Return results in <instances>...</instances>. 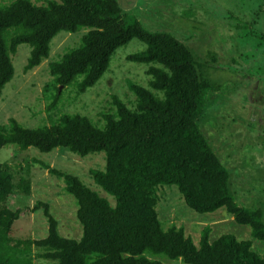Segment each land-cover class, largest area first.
<instances>
[{"label":"trees","instance_id":"obj_1","mask_svg":"<svg viewBox=\"0 0 264 264\" xmlns=\"http://www.w3.org/2000/svg\"><path fill=\"white\" fill-rule=\"evenodd\" d=\"M62 32L83 34L78 46L49 61L56 98L60 86L75 84L81 94L97 85L118 49L134 39L145 48L128 60L147 66L148 85L128 81L133 99L114 96L115 109L102 111L99 120L76 112L34 128L14 118L0 126V149H67L82 157L104 152L105 168L91 169L90 176L115 202L79 176L42 163L76 202L82 235L63 236L48 203L9 206L17 191L30 197L31 181L23 176L18 181L11 165L0 161V264H35L36 258L55 264H165L158 256L183 264H264L252 240L228 233L210 241L206 226L197 246L183 227L164 228L157 211L159 189L176 186L195 212L224 208L236 223L250 227L253 240L264 242V202L256 208L237 202L231 171L200 128L213 97L224 91L225 81L214 74L215 57L206 61L172 33L146 29L118 0H14L0 5V100L15 77L13 55L19 46L31 49L24 66L28 73L50 58L52 42ZM41 207L47 236H13L14 223Z\"/></svg>","mask_w":264,"mask_h":264},{"label":"rangeland","instance_id":"obj_2","mask_svg":"<svg viewBox=\"0 0 264 264\" xmlns=\"http://www.w3.org/2000/svg\"><path fill=\"white\" fill-rule=\"evenodd\" d=\"M12 1L0 0V5ZM118 1L124 11L135 13L146 29L172 33L194 47L206 61L215 57L214 74L225 81L224 91L213 97L200 120V128L230 169L232 192L237 202L248 208L263 205L264 41L258 37H264V0ZM82 34L60 33L52 42L50 58L28 73L24 72V66L31 49L28 45L19 46L13 55L15 77L5 86L0 100V126L14 118L34 128L50 124L60 114L76 112L99 120L102 111L115 107L114 96L123 101L133 99L128 81L148 85L147 66L128 60L130 54L145 48L142 42L134 39L118 49L110 69L97 85L81 94L77 93L75 84L60 86L56 98L57 91L50 84L49 61L78 46ZM53 103L54 107L48 111ZM0 161L11 165L18 181L21 176L31 181L30 197L17 191L9 206L32 208L38 202L48 203L63 236L80 239L82 235L76 202L66 192L64 182L44 169L42 163L79 176L84 184L106 197L112 205L115 203L90 176L91 169L105 168L104 152L82 157L67 149L43 153L36 148L20 150L8 145L0 149ZM157 211L164 228L183 227L197 246L202 230L210 226V241L230 233L239 240H252L253 249L264 256V242L253 240L249 226L236 223L224 208L213 213L195 212L186 205L176 186L159 189ZM47 233L48 221L43 207L20 217L12 229V235L17 238L40 239ZM157 259L165 264H183L163 256ZM53 262L35 259V264H55Z\"/></svg>","mask_w":264,"mask_h":264}]
</instances>
